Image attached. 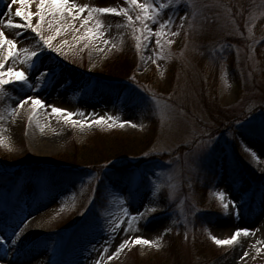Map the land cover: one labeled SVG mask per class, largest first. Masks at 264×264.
I'll return each mask as SVG.
<instances>
[{
    "label": "rangeland",
    "instance_id": "374dc122",
    "mask_svg": "<svg viewBox=\"0 0 264 264\" xmlns=\"http://www.w3.org/2000/svg\"><path fill=\"white\" fill-rule=\"evenodd\" d=\"M9 2L0 0V21ZM75 2L139 13L128 0ZM151 2L166 5L160 18L174 16L171 44L157 45L153 32L137 49L141 22L117 14H97L104 36L90 38L76 17L79 31L62 29L52 42L61 51L44 47L35 58L40 69H54V77L34 92L24 90L49 107L33 112L31 101L16 107L20 84L0 91V235L6 238L0 264H264V0ZM72 20L65 13L60 23ZM43 31L50 34L47 23ZM21 33L18 46L35 48L34 34ZM124 51L134 63L137 102L126 95L129 81L110 89L95 75ZM51 105L74 116L65 120ZM101 115L103 122L79 123ZM122 120L133 123L121 126ZM97 131L117 133L103 144L105 152L135 142L145 143L149 155L111 161L133 166L129 171L88 168L82 153ZM77 146V168L39 163L59 161ZM218 191L226 193L223 202ZM137 211L143 215L133 219ZM243 214L260 217L245 225ZM237 228L253 231L254 242L247 246L243 233L229 245L211 239H226ZM135 236H159L160 247L129 243L112 256Z\"/></svg>",
    "mask_w": 264,
    "mask_h": 264
},
{
    "label": "snow or ice",
    "instance_id": "6c2138e0",
    "mask_svg": "<svg viewBox=\"0 0 264 264\" xmlns=\"http://www.w3.org/2000/svg\"><path fill=\"white\" fill-rule=\"evenodd\" d=\"M128 3L131 6L137 7L139 13L133 17L130 13L129 8L127 7H109V6H95L89 5L87 3L78 4L75 0H38V3L35 4L36 11L31 10L33 5V0H10L7 4V11L2 15L4 19L0 21V91H3L5 87H11L15 84H20V91L23 93L21 97L17 98L16 107H22L26 102L31 101V107L33 112L40 107H49L39 95H29L27 94L25 88L28 91L34 92L37 89L41 88L49 76L55 75V70L49 67H44L40 69L36 65V59L38 54L44 50V47L56 52L61 51V47L57 46L53 48V40L56 35H59L63 30H69L70 27L74 31H79L78 28H75V18L80 17V24L85 27V35L90 38H95L97 36H104V24L103 21L99 18H96L97 14H117L127 17L129 22L135 19L136 21L141 22L142 31L140 35L136 36V48H141L142 41H148L151 39L153 32L156 37V44L161 45L165 41L168 44H171L172 41L168 39V36L175 35L176 33L171 32L168 28L170 24L174 22V16L169 14L167 19L160 18L159 13L161 9L165 8L166 5L161 3L157 6L151 0H128ZM172 3V0H169V4ZM13 5H19L13 10ZM75 9V11H74ZM87 10V15L82 16L81 14ZM68 13L73 17L72 21L66 23H60L64 19V14ZM188 16V12L185 11L184 15L180 17L181 23L184 22L185 17ZM14 17L23 18V23L20 20L15 19ZM36 18L35 21L33 18ZM46 17L48 20L46 21ZM88 21H93L91 26L88 25ZM147 21L157 23L158 27L153 29L149 26ZM47 23L50 34H45L43 31L44 25ZM30 30L33 33V39L36 40L35 48L30 46H18L21 43V30ZM11 30V34L7 32ZM179 31V27L177 28ZM83 39V37H80ZM66 43V41H65ZM107 43V40H105ZM43 47H42V46ZM147 45H145L146 47ZM163 49H161V52ZM161 53L158 52L157 56ZM26 65L27 67H18L17 63ZM51 111L55 114H65L64 119H71L74 114L68 109L61 108L55 105H51ZM12 112L15 111V108L11 109ZM2 119V117H0ZM105 116H97L95 121L81 119L79 121L80 125L83 126L85 123L91 124L93 122L100 123L105 121ZM72 123L76 124L77 121L72 119ZM121 126L124 124H132L131 120L120 121ZM2 142V140H0ZM255 154V153H254ZM145 156L149 153H144ZM259 157H257L258 159ZM107 164V162H106ZM106 166V165H105ZM216 195L223 202L226 193L224 191H218ZM232 205L235 207L237 202L235 200L231 201ZM145 210L155 211V208L148 209V206L145 205ZM225 209H227V203L224 204ZM125 214L129 215L128 209H125ZM238 214V210H237ZM143 215V212L137 211L132 218L139 219ZM119 224L117 225V229ZM165 232L169 229L165 228ZM250 229L248 228H237L234 233L226 239H220L215 235L211 236V239L219 245H229L237 241L238 237L243 233L245 236L250 234ZM18 232H14L13 236H18ZM6 238L3 235H0V242L4 241ZM160 240L158 236L156 240H150L142 236H135L134 238L129 237L124 239L117 246L116 251L112 253V256H115L120 252L129 243L132 244H146L152 245L155 244L156 247H160V244L157 241ZM16 240L12 239V244L15 245ZM107 250V245L105 246ZM259 250V249H258ZM7 254V252L5 253ZM248 253L244 252V256H247ZM111 259L112 257H108ZM96 264H100L99 261Z\"/></svg>",
    "mask_w": 264,
    "mask_h": 264
},
{
    "label": "trees",
    "instance_id": "16d2710c",
    "mask_svg": "<svg viewBox=\"0 0 264 264\" xmlns=\"http://www.w3.org/2000/svg\"><path fill=\"white\" fill-rule=\"evenodd\" d=\"M127 51H124L121 55H118L117 57H113L108 65L105 66V71L101 72L99 71L98 74H95L97 79H99L103 84L108 86L110 89H116L118 88L123 81H129L128 83V90H127V97L131 98V100L140 101L138 92L136 90V86L133 85V83L137 84L136 81L130 77V73L134 71V63L130 56L128 58L124 56L123 54H126ZM123 55V56H122ZM93 75V74H92ZM93 75V76H95ZM128 77V78H127ZM105 134V133H104ZM115 135L116 138H118L116 135L117 133H113L111 135L102 136V132H96L93 135V142L92 145L87 147V151L83 154V158L81 160L85 164L84 166H87L88 168H92L95 170H98V172L101 171L102 167H114L116 170L119 169V166H124L123 171H129L133 168V166L129 167L128 164L126 165H119V163H112V160H116L115 162H120V160L126 158V157H135L139 154L144 153V150L147 148L145 146V143L142 145H138L135 142L126 144L122 146L123 148H118L117 150H113L112 152H105V149L103 148V144L106 143L107 138L112 137ZM134 143V144H133ZM147 144V143H146ZM128 145V146H127ZM99 146H102L103 149L99 150ZM145 146V147H144ZM74 153H71L70 155L62 156L60 157L59 161H47L42 160L39 161V163H42L46 166H55L54 164L59 165L62 168H77V157H76V151L80 149V147L74 148ZM128 159V158H127ZM139 160V159H138ZM141 160L137 161L140 162ZM107 162V164H106ZM66 165H62V164ZM121 164V163H120ZM106 165V166H105ZM128 165V167H126ZM144 264V263H142Z\"/></svg>",
    "mask_w": 264,
    "mask_h": 264
},
{
    "label": "bare ground",
    "instance_id": "6f19581e",
    "mask_svg": "<svg viewBox=\"0 0 264 264\" xmlns=\"http://www.w3.org/2000/svg\"><path fill=\"white\" fill-rule=\"evenodd\" d=\"M249 211H250V207H249V209H248ZM259 214H257V215H250V214H243V217H242V222L241 223H243V224H245V225H250V223L252 224V223H257L258 222V220H259V217H260V215L258 216ZM235 222V221H234ZM236 223V222H235ZM234 223V224H235ZM249 223V224H248ZM238 223H236L235 225H237ZM260 225H259V227H261V226H263L262 225V223H259ZM253 230V229H252ZM252 234H253V231L249 234V235H247V240H245V242H246V244H247V246L248 245H250V244H252L253 242H254V240H255V238H254V236H252ZM29 249V248H28ZM38 248H36V250H37ZM35 250V251H36ZM27 251V250H26Z\"/></svg>",
    "mask_w": 264,
    "mask_h": 264
}]
</instances>
